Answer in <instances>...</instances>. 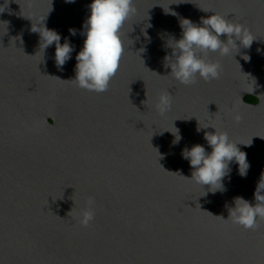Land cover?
I'll list each match as a JSON object with an SVG mask.
<instances>
[{"label":"water","instance_id":"1","mask_svg":"<svg viewBox=\"0 0 264 264\" xmlns=\"http://www.w3.org/2000/svg\"><path fill=\"white\" fill-rule=\"evenodd\" d=\"M91 2L0 0V264H264V219L255 229L225 220L234 197L254 203L264 172V0H134L104 92L71 80ZM211 12L255 40L235 56L208 54L219 79L180 84L164 67L167 40L181 37V18L199 23ZM43 20L75 48L62 71L55 44L43 51L31 30L43 32ZM166 91L172 103L162 115L155 106ZM198 122L238 143L260 137L240 146L247 177L232 164L226 191L204 197L208 186L187 179L192 168L181 156L196 144L211 151L204 132L215 130L198 133ZM173 123L182 136L175 146ZM90 199L95 215L85 227L79 217Z\"/></svg>","mask_w":264,"mask_h":264},{"label":"clouds","instance_id":"2","mask_svg":"<svg viewBox=\"0 0 264 264\" xmlns=\"http://www.w3.org/2000/svg\"><path fill=\"white\" fill-rule=\"evenodd\" d=\"M65 3H75V0H65ZM89 9L90 15L82 25L81 32L86 38L82 49L75 56L77 61L74 69L75 76L71 80L78 87L86 90L104 92L119 70L125 51L121 31L124 24L136 13V8L134 0H92ZM165 13L177 15L170 8ZM211 13L210 16L201 17L199 23L188 18H181L179 21L181 37L176 39L170 36L167 40V47L171 49V54L165 55L164 67L171 69L168 75H171L180 84L191 85L196 82L198 77L206 82L219 79L220 64L206 59L208 54L218 53L221 56H227L234 53L235 56L239 53L240 47L250 48L255 40L244 25L233 22L227 15ZM44 20L42 21L43 32L33 30V27L31 30L39 33L41 37L40 47H43V51L55 44V65L58 70L62 71L66 62L72 58L71 54L75 48L67 37L64 38L65 42L61 44V35L55 30L48 29L43 23ZM69 34L76 36L77 30L70 28ZM222 36L225 39H221ZM145 38L150 40L147 33H145ZM237 41H239V45ZM144 50L142 49L140 52ZM242 59L249 61L250 56L242 54ZM171 103L172 96L169 91H166L160 95L155 106L156 110L163 115L170 109ZM173 127L175 132L165 131L174 136L172 143L175 146L179 144L182 136L174 123ZM209 127L215 130L214 132H204V139L211 148L210 152L206 151L205 147L200 144L193 145L191 148L185 147L181 152L182 158L187 160L192 168L191 178L187 179L203 189L205 185L208 186L207 191L204 189V194L200 197L208 194L214 195L218 191H226L224 179L227 177L230 180V165L235 164L237 166V172L241 178L247 177L250 168L247 153L241 150L240 146H251L252 138L250 143L235 142L227 132L218 130L215 124L209 122H198L196 131L199 133ZM156 150L158 152V149ZM159 157V159L162 158L160 154ZM159 165L164 169L161 164ZM253 197L254 203L240 196L234 197V206L228 208L229 215L225 220L230 219L245 229H255L258 220L264 219V172H262L257 183ZM92 205L93 201L90 199L88 206L79 217V222L85 227L94 219L95 213ZM71 212L72 208L67 216ZM219 217L224 219L222 216Z\"/></svg>","mask_w":264,"mask_h":264},{"label":"flooded vegetation","instance_id":"3","mask_svg":"<svg viewBox=\"0 0 264 264\" xmlns=\"http://www.w3.org/2000/svg\"><path fill=\"white\" fill-rule=\"evenodd\" d=\"M256 136H259V135H254V134H249V135H247V134H244V135H239L238 137H240V138H242V139H253V140H255V139H260V137H256ZM263 139H264V137H263Z\"/></svg>","mask_w":264,"mask_h":264},{"label":"trees","instance_id":"4","mask_svg":"<svg viewBox=\"0 0 264 264\" xmlns=\"http://www.w3.org/2000/svg\"><path fill=\"white\" fill-rule=\"evenodd\" d=\"M245 100L250 103H256L258 102V99L255 96L248 95L246 96Z\"/></svg>","mask_w":264,"mask_h":264}]
</instances>
